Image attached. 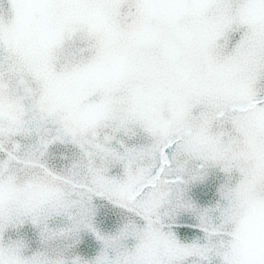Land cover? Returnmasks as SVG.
Segmentation results:
<instances>
[{
    "label": "snow or ice",
    "instance_id": "snow-or-ice-1",
    "mask_svg": "<svg viewBox=\"0 0 264 264\" xmlns=\"http://www.w3.org/2000/svg\"><path fill=\"white\" fill-rule=\"evenodd\" d=\"M0 264H264V0H0Z\"/></svg>",
    "mask_w": 264,
    "mask_h": 264
}]
</instances>
